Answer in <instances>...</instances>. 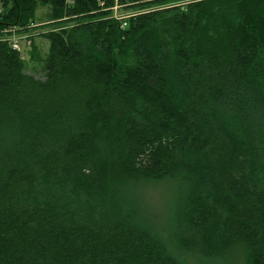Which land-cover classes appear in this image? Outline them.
<instances>
[{
    "label": "trees",
    "instance_id": "1",
    "mask_svg": "<svg viewBox=\"0 0 264 264\" xmlns=\"http://www.w3.org/2000/svg\"><path fill=\"white\" fill-rule=\"evenodd\" d=\"M65 1L0 0V264H264V0ZM38 6L42 79L3 40ZM165 180L159 238L130 194Z\"/></svg>",
    "mask_w": 264,
    "mask_h": 264
},
{
    "label": "rangeland",
    "instance_id": "2",
    "mask_svg": "<svg viewBox=\"0 0 264 264\" xmlns=\"http://www.w3.org/2000/svg\"><path fill=\"white\" fill-rule=\"evenodd\" d=\"M70 0H66L67 3ZM153 0H144L143 2H150ZM196 0H171L162 5L152 6L151 8L145 9L144 12L147 13L149 11L156 10H165V11H176L181 12L185 11L191 3ZM99 7L105 8L104 2L98 0ZM70 3H72L70 1ZM70 5V4H68ZM114 6V5H113ZM111 10L110 8H108ZM104 10V9H102ZM1 11V10H0ZM109 15L113 18L121 17V16H129L132 14L130 10H122L118 9L117 11H111ZM50 15V8L48 7H37L35 10V19L36 24L32 29L39 28L34 30L29 34H15L14 31L11 32L10 36H4L3 39L15 42L18 44L20 48V57L22 62L24 63V69L26 73L34 75L38 79H42L44 77V66H45V58L47 56L49 44L46 40L39 37V33H43L51 30L48 22V17ZM58 30V29H57ZM4 34H7L3 32ZM30 38L34 44L31 47V43L29 44L28 37ZM33 50V51H32ZM127 64H132L131 54L127 53L125 58ZM132 198V206L136 204V208L140 210L141 218L139 221L145 225L149 230L158 234V237H165L166 231L169 227V220H171V214L173 212L174 204L178 203V184L174 181L165 180L157 183H150L147 185H142L141 187L134 190V193L130 194ZM160 238V237H159ZM239 253L234 251L230 253V255L223 257L222 259L214 262H209L207 264H245L242 256H238ZM192 264V262H190Z\"/></svg>",
    "mask_w": 264,
    "mask_h": 264
},
{
    "label": "built area",
    "instance_id": "3",
    "mask_svg": "<svg viewBox=\"0 0 264 264\" xmlns=\"http://www.w3.org/2000/svg\"><path fill=\"white\" fill-rule=\"evenodd\" d=\"M67 4H72V3H70V1H68ZM116 9H117V8H115V10H116ZM127 17H128V16H123V17H116V16H115V18H116L117 20H123V19H126ZM124 26H125V24H124ZM31 27H34V25H32ZM4 32H5V33H9L10 31H4ZM11 32H13V31H11ZM3 40L7 41V42L10 44L11 48H12L14 51L20 53V48H19L18 44H16L15 42L12 43L11 41H8V40H6V39H3Z\"/></svg>",
    "mask_w": 264,
    "mask_h": 264
},
{
    "label": "bare ground",
    "instance_id": "4",
    "mask_svg": "<svg viewBox=\"0 0 264 264\" xmlns=\"http://www.w3.org/2000/svg\"><path fill=\"white\" fill-rule=\"evenodd\" d=\"M115 8H117L116 10H115ZM118 9H120V6H118L117 4L115 5V6H113L112 8H111V11L113 10V11H117ZM121 17H123V16H121ZM130 17V15L127 17V18H129ZM115 20H117L116 18H115V16L113 17ZM126 18V19H127ZM126 19H123V20H117V21H125ZM124 24H125V22L123 23V26H124Z\"/></svg>",
    "mask_w": 264,
    "mask_h": 264
},
{
    "label": "crops",
    "instance_id": "5",
    "mask_svg": "<svg viewBox=\"0 0 264 264\" xmlns=\"http://www.w3.org/2000/svg\"><path fill=\"white\" fill-rule=\"evenodd\" d=\"M30 38H32V37L29 36V37H28V41H29V44L31 43L30 45H31V47H32V45L34 44L35 41L33 42ZM32 51H33V50H32Z\"/></svg>",
    "mask_w": 264,
    "mask_h": 264
}]
</instances>
